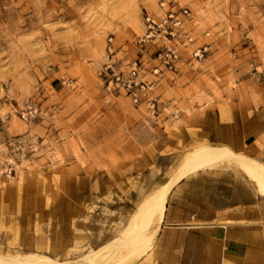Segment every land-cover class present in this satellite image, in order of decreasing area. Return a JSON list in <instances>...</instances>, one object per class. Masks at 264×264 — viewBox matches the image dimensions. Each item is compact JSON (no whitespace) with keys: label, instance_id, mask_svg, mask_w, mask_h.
Here are the masks:
<instances>
[{"label":"rangeland","instance_id":"obj_1","mask_svg":"<svg viewBox=\"0 0 264 264\" xmlns=\"http://www.w3.org/2000/svg\"><path fill=\"white\" fill-rule=\"evenodd\" d=\"M167 1L190 9L193 42L172 43L182 63L155 78L163 43H136L163 0H0V257L98 256L188 154L221 145L218 124L249 139L264 105V0ZM110 38L115 61L157 81L155 109L106 90ZM157 224L140 222L133 236L151 241L103 264H155Z\"/></svg>","mask_w":264,"mask_h":264},{"label":"crops","instance_id":"obj_2","mask_svg":"<svg viewBox=\"0 0 264 264\" xmlns=\"http://www.w3.org/2000/svg\"><path fill=\"white\" fill-rule=\"evenodd\" d=\"M249 134L244 141L240 126L218 124L221 145L205 148L264 165V105ZM156 252L155 264H264V177L229 158L182 178L167 198Z\"/></svg>","mask_w":264,"mask_h":264},{"label":"built area","instance_id":"obj_3","mask_svg":"<svg viewBox=\"0 0 264 264\" xmlns=\"http://www.w3.org/2000/svg\"><path fill=\"white\" fill-rule=\"evenodd\" d=\"M176 3L163 0L161 9L164 11L162 18L146 16V32L136 44L141 47L149 43H160L158 65L154 67L152 74L155 78L161 76L163 68L171 72H177L179 65L182 63L181 51L174 42L192 43L193 36L185 32L187 22L190 20L191 12L189 8H177ZM113 38L109 39L108 61L101 72L106 90L124 95L135 106L147 105L155 109L159 101L154 97L153 92L157 81H147L143 74L145 72L141 62L129 64L118 63L114 60ZM205 49H198L193 53L196 58H203ZM113 56V57H112Z\"/></svg>","mask_w":264,"mask_h":264},{"label":"bare ground","instance_id":"obj_4","mask_svg":"<svg viewBox=\"0 0 264 264\" xmlns=\"http://www.w3.org/2000/svg\"><path fill=\"white\" fill-rule=\"evenodd\" d=\"M229 158L241 160L242 163L245 166H247L249 169H251L254 173L264 177L263 164L259 162L250 161L245 158H241L240 156L235 155L229 148H221L217 151L210 150L208 148H202L200 150H197L192 154H188L180 162V164L173 171V176L170 178V181L167 185L161 188L157 187L158 189H155V191H153V193L149 196V198H147V200L143 202L144 204H142L141 207L137 210L129 228L128 227L126 228L127 231L124 233L123 237L116 239L111 243H108L109 245L105 246L106 247L105 249L102 248L103 251L100 249L101 253L98 254V256H93L94 255L93 253L86 256L85 258L64 264H103L107 259V257L110 255L109 253L110 251L115 253V251H118V249L124 248L126 244H132V246L135 247L140 246V244H146V243L148 244L151 240H147L143 242L145 240L143 239V237H145L143 236L144 234L142 235L143 241H139V238L137 236L136 237L133 236L132 232L135 231V229L137 228L140 222L143 224L142 229H145L147 226H150L155 220L158 222V224L162 223L165 212L166 201L173 186L182 178L184 179V177L187 176L188 174L190 175V173H193L201 169H205L206 167H210L215 161L229 159ZM158 229L159 226L156 232H158ZM41 262L50 263L51 261L46 258L27 257L18 254L12 256L6 255V257H0V264H23V263L37 264ZM53 264L55 263L53 262Z\"/></svg>","mask_w":264,"mask_h":264}]
</instances>
